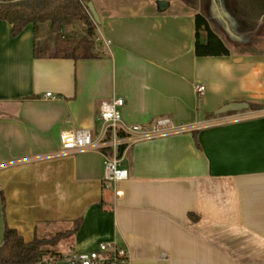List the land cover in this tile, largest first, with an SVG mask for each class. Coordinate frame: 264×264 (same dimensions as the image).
<instances>
[{
  "label": "crops",
  "instance_id": "obj_1",
  "mask_svg": "<svg viewBox=\"0 0 264 264\" xmlns=\"http://www.w3.org/2000/svg\"><path fill=\"white\" fill-rule=\"evenodd\" d=\"M88 1L93 59L36 58L33 25L14 36L0 20V244L6 226L30 242L79 224L68 253L117 241L130 264H264V107L216 114L264 106V0ZM197 14L229 55L197 56ZM115 98L126 123L192 127L126 146L118 184L100 151L60 144L78 128L99 138Z\"/></svg>",
  "mask_w": 264,
  "mask_h": 264
},
{
  "label": "trees",
  "instance_id": "obj_2",
  "mask_svg": "<svg viewBox=\"0 0 264 264\" xmlns=\"http://www.w3.org/2000/svg\"><path fill=\"white\" fill-rule=\"evenodd\" d=\"M88 0H0V20L12 25V34L18 36L27 26L33 25L36 39L34 56L39 59H93L97 57L95 38L96 24L88 9ZM196 54L199 57L227 56L230 50L213 31L207 19L196 17ZM84 23L82 35L69 27ZM48 24L55 38L40 37L42 25ZM205 34L202 39L201 34ZM263 105L250 104L251 109ZM212 113L209 116H214ZM78 225L70 231L58 233L51 238H38L26 242L9 226L0 244V264H40L47 255H59L56 247L65 237L72 235Z\"/></svg>",
  "mask_w": 264,
  "mask_h": 264
},
{
  "label": "built area",
  "instance_id": "obj_3",
  "mask_svg": "<svg viewBox=\"0 0 264 264\" xmlns=\"http://www.w3.org/2000/svg\"><path fill=\"white\" fill-rule=\"evenodd\" d=\"M204 85L196 86V91L203 94ZM46 97L56 99L52 92ZM123 98L104 101L100 106L99 119L102 122V132L95 138L90 129L78 128L63 132L60 144L66 152L98 150L104 156L105 180L118 184L130 177L129 170L124 166L126 146L142 140L154 139L183 133L192 130L188 125H177L168 116L158 117L148 123H126L121 108ZM130 264L128 248L117 241H103L92 251H72L68 254L44 256L40 264Z\"/></svg>",
  "mask_w": 264,
  "mask_h": 264
},
{
  "label": "water",
  "instance_id": "obj_4",
  "mask_svg": "<svg viewBox=\"0 0 264 264\" xmlns=\"http://www.w3.org/2000/svg\"><path fill=\"white\" fill-rule=\"evenodd\" d=\"M165 1H161V4H165ZM88 9L94 19V21L96 23H100V18L96 12V9L93 5L92 2H89L87 4ZM250 108L249 103L247 102H232L229 103L227 105H224L223 107H221L218 111H216L217 115H222V114H227V113H234V112H238V111H244V110H248Z\"/></svg>",
  "mask_w": 264,
  "mask_h": 264
},
{
  "label": "rangeland",
  "instance_id": "obj_5",
  "mask_svg": "<svg viewBox=\"0 0 264 264\" xmlns=\"http://www.w3.org/2000/svg\"><path fill=\"white\" fill-rule=\"evenodd\" d=\"M93 19V18H92ZM70 30H73L77 35H82L85 29L84 23H75L69 27ZM40 35L42 36H49L51 39L55 38V33L51 32V27L48 24H45L42 26V29L40 31ZM96 43V38H95ZM53 237V236H52ZM51 238V237H49ZM57 250H61L63 254H68V244L65 242V240H62L59 245L56 247ZM58 264H67L65 262H61Z\"/></svg>",
  "mask_w": 264,
  "mask_h": 264
}]
</instances>
